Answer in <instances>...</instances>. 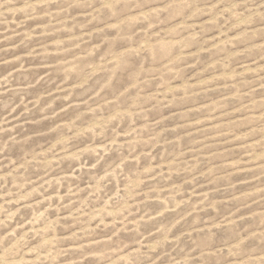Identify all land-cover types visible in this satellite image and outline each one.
<instances>
[{
	"label": "rangeland",
	"instance_id": "rangeland-1",
	"mask_svg": "<svg viewBox=\"0 0 264 264\" xmlns=\"http://www.w3.org/2000/svg\"><path fill=\"white\" fill-rule=\"evenodd\" d=\"M0 264H264V0H0Z\"/></svg>",
	"mask_w": 264,
	"mask_h": 264
}]
</instances>
